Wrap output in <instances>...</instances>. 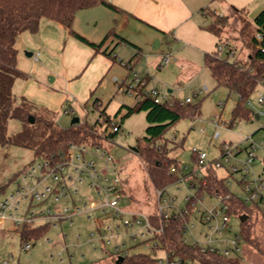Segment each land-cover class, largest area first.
<instances>
[{"label":"rangeland","instance_id":"rangeland-1","mask_svg":"<svg viewBox=\"0 0 264 264\" xmlns=\"http://www.w3.org/2000/svg\"><path fill=\"white\" fill-rule=\"evenodd\" d=\"M219 4L224 3L227 8H231L230 12H222L208 10L207 14L213 18H225L227 26L222 30L221 40L225 44H229L236 49L234 55L228 57L232 62L239 59L246 62L249 55H252L253 48L250 44V38L254 33L253 27L248 24L244 29L243 15H236L233 8L244 10L247 13L248 20L252 23L254 18L264 10V0H219ZM226 14V15H225ZM244 14V13H242ZM227 16V17H226ZM206 25L211 23L208 16L203 17ZM210 34V33H209ZM210 52L215 51L217 37L212 36L207 39ZM174 45L171 48L163 47L159 54H171L175 59H181L178 51L173 52ZM176 49V48H175ZM191 50V51H190ZM20 54H26L31 51L19 48ZM172 51V52H171ZM35 55L36 51H33ZM161 55V56H162ZM159 56V55H158ZM219 56L226 58L227 51L223 48ZM36 57V56H35ZM121 56H119L118 60ZM184 61H190L193 64L203 67L201 72L191 81L178 83L176 81V73L174 70V62L168 67L158 69L150 66L152 57L144 53L140 59L128 70L121 67L122 71L117 73L116 78L118 84L125 87L134 83V75L147 79L148 88H157L160 92L167 94L168 90H173L172 96L180 101L191 99V105H200V113L194 117H184L175 126L170 128L164 135L169 141L170 146L180 145V153L178 149L169 150L163 157H157L163 166H167L173 158L178 154V160L182 162L186 169V173H191L194 169L192 159L193 150L206 153L207 160H218L222 156L224 145L230 146L233 153L238 150L242 152L237 156L238 161H245L248 158L250 144L260 146L255 154L253 169L256 174L264 173V117L257 120L256 115L264 114V104L257 103V96L254 95L248 106L254 111V115L250 121L238 120L234 126L215 127L214 121L229 122L232 119V110L238 103L239 97L236 93L231 92L224 86H217L215 79L210 71L204 67V54L198 50L187 49L183 52ZM31 64H36L37 70L29 73L27 78H16L13 85V96L20 100L27 99L37 108L51 110L44 102L54 101L46 98V94L40 92L36 87L43 88L50 94L52 92H63L67 95L68 101L58 104L52 108L55 114V120L61 127L68 128L71 126L73 118L78 117L81 120V127L92 125L96 122L102 112L111 116L114 123L121 126V131L112 139L104 140L107 136L104 133L105 126L97 130L98 139H89L81 144L87 146L101 147L100 151L88 149L86 160L94 161L98 170L106 167V160L109 156L122 168V174L119 180L124 189L123 200L120 207L124 211L140 212L139 219L146 224V215L156 214L158 210L159 196L157 188L153 186L146 165L139 157L138 153L131 148H137L140 142L145 143L146 113L134 114L131 117H125V110L117 115L123 105L133 106L134 98L122 93L112 81V76L106 77L93 99L83 103L77 97H73L71 92L66 89L67 81L62 75H67L66 68L57 76L53 74H45L40 63H34V58L30 59ZM57 81L52 82V79ZM34 83L36 87L31 86ZM30 84V85H29ZM208 88L207 92L200 93L204 87ZM264 96V90H261ZM97 99L100 105H94ZM125 109V108H124ZM69 110V114L65 111ZM87 123V124H84ZM88 127V126H87ZM21 131V124L17 120H11L8 126V136L14 135ZM113 132L112 127L109 132ZM248 138V140L246 139ZM104 140V141H103ZM247 149V150H246ZM105 152V153H104ZM77 152H74L76 154ZM104 157L102 159L101 157ZM169 156V157H167ZM171 158V159H170ZM73 161H76V159ZM77 162V161H76ZM42 164L41 159H36L33 150L18 147L14 145L2 146L0 144V203L6 199H10L11 195L17 190H32L38 183V179L42 176V172L37 169L34 176L24 179L25 172L31 167H38ZM111 164V163H109ZM228 166V165H227ZM72 172V169H70ZM217 176L226 179L230 191L237 197L246 200L242 182V172L231 174L227 169L217 170ZM82 183H77V192L71 190L68 198L55 202L52 198L43 202L34 200L31 202L20 199L17 207L8 211V217L0 225V261L3 264H112L114 260L124 257L126 254L135 253L151 254L149 247L146 245V239H134V235L140 230L139 226L126 228L123 225L125 219L130 220L132 215L123 216V218H114L106 215L102 210L97 208L106 201V195L99 193L94 187H91V179L89 174L82 176ZM97 184L105 186L106 183L98 180ZM53 186L52 180L45 182L44 186L38 187V191L42 192L46 186ZM195 189L191 187L189 181L177 182L167 188L161 203L167 205L173 198L176 211L187 210L186 198L194 195ZM167 200V202L165 201ZM218 203L214 197L205 196L202 204L196 205V211L191 215L188 226L190 231L186 232L185 238L190 243L194 240L205 242V235L208 229L200 222V216L197 210L210 209ZM250 206V205H249ZM57 208H63L65 213L60 220L50 221L49 228L38 240L29 242L30 248L25 249V242L22 241L18 234V224L16 221H28L33 225H44L48 215H54ZM50 209V212H47ZM68 209V210H67ZM175 210V209H173ZM42 212V214H40ZM251 217V218H250ZM250 223L253 225L252 238L259 243L258 250L253 244L240 240L238 243L239 251L233 255L242 260L244 264H264V217L260 213L253 212L250 214ZM110 228V230H108ZM241 233V220L239 216H231L230 228L221 237L223 241L218 243L220 248H226L230 241L235 240L236 236ZM195 238V239H194ZM150 243V242H149ZM151 242L150 244H152ZM119 249V253L116 249ZM156 257L164 258L165 253L161 250L157 251Z\"/></svg>","mask_w":264,"mask_h":264},{"label":"trees","instance_id":"trees-1","mask_svg":"<svg viewBox=\"0 0 264 264\" xmlns=\"http://www.w3.org/2000/svg\"><path fill=\"white\" fill-rule=\"evenodd\" d=\"M97 6H106L116 10L117 8L106 0H0V144L2 146L14 145L33 150L36 159H41L55 163L60 161L68 153L71 146L81 145L89 139H98L97 130L105 126L104 133L107 135L104 140L112 139L121 131V126L114 123L111 116L102 112V116L92 125L82 126L81 120L76 125L68 128L61 127L55 120V114L44 108H37L27 99L17 100L13 96L12 87L16 78H27L28 75L18 68L17 42L24 32L36 34L41 28L42 20H49L62 24L68 32L92 47L96 51H101L105 42L110 37L96 44L88 41L74 31V20L76 14L83 9ZM236 15H243L244 29L250 24L254 33L250 38L253 48L252 55H249L246 62L237 59L232 62L228 59L234 55L236 49L226 44L227 57L219 56V44L222 42V30L227 26L225 18H213L205 28L217 37V50L204 55V66L210 71L217 86H224L231 92L238 95L239 100L232 112V121H250L254 111L248 106L249 100L256 95L257 91L264 90V10L257 15L252 23L247 18L244 10L233 8ZM244 13V14H242ZM227 17V16H226ZM261 37V39L258 38ZM105 54L111 56L112 53ZM174 103L157 104L154 100L145 96L140 102H135L133 106H126L125 117L134 114L146 113V136L144 142L137 145V153L146 165L149 178L154 187L159 191L166 190L171 185L177 183L181 178L186 177L197 190L194 197L187 203V212L183 216L172 214L168 219L160 218L157 214L149 215V220L153 227L162 229V232L155 234L152 239L156 240L160 248L164 250L172 260L180 259L195 264H244L235 255H225L218 252H202L201 247L185 242L184 226L190 221L191 215L196 211V205L205 196L227 197L230 205L229 214L231 216L247 215L248 219L241 222L240 240L251 243L258 250L259 243L252 238L253 225L250 223V214L260 213L264 217L258 203L249 204L245 200L235 196L229 188L226 179L219 178L217 171L213 167H208L203 178H199L196 171L199 168L198 157L192 152L194 169L191 173H186L185 165L178 160L179 154L170 160L167 166H163L157 157L165 156L169 150L178 149L180 145L170 146L169 141L164 137L165 133L175 126L184 117H196L200 113V105L191 103L181 104L182 101L169 95ZM97 101L94 105H97ZM99 106V105H97ZM122 107L117 115L121 113ZM35 119L34 124H30V118ZM11 120H17L21 124V131L8 136V126ZM114 125L118 130L109 132V128ZM103 140V141H104ZM169 157V156H167ZM171 159V158H170ZM26 173V172H25ZM242 185V183H241ZM250 205V206H249ZM31 207V202H30ZM250 217V218H249ZM50 223L44 225L20 224L18 234L26 244L38 240L49 228ZM237 253V252H235ZM112 264H158L156 259L150 254L135 253L124 256L120 262L114 260Z\"/></svg>","mask_w":264,"mask_h":264},{"label":"crops","instance_id":"crops-1","mask_svg":"<svg viewBox=\"0 0 264 264\" xmlns=\"http://www.w3.org/2000/svg\"><path fill=\"white\" fill-rule=\"evenodd\" d=\"M106 1L117 9L97 6L80 10L76 14L73 24L74 31L92 43L98 44L110 34L101 51H96L72 36L62 24L42 20L38 33L24 32L19 37L17 42L19 70L28 76L29 73H34L37 66L31 64L30 59L33 58L34 63H40V69L48 75L57 76L63 72L62 68H66L67 75H62V78L67 81L66 89L71 92L73 97L86 103L93 99L94 94L107 76L111 75L112 81L115 82L117 73L122 71L120 66L128 68V70L132 69V66L144 53L152 57L148 64L149 67L165 68L161 66V60L164 56L171 54L162 55L159 53L163 47L171 48L173 44L176 48L173 49V52L178 51V56L181 58L175 59L171 55L175 59L173 62L174 70L177 72L176 81L178 83L191 81L198 76L203 67L187 60L184 61L182 59L184 50L195 49L204 55L214 52H210L211 49L207 41L210 34L214 35L205 28V24L202 23L203 17L208 16V10L219 13H223L221 8L225 12L232 10L227 8L224 3L219 4V0ZM217 43L218 39L215 44L216 48ZM19 48L31 51L33 56L28 57L20 54ZM33 51H36L37 54L35 55ZM104 51L112 53V55L108 56ZM119 56L121 57L118 60ZM54 81H57V77L52 79V82ZM31 86L36 87L34 83H31ZM36 88L45 93L46 98L51 100L55 98L53 102L43 103L51 110L58 104L68 101L67 95H64L63 92L58 91L50 94L44 86ZM167 93L171 95L173 90H168ZM173 98L176 97L173 96ZM97 102V105H100L99 99ZM122 107L125 108L122 110L127 113L126 106ZM261 117L264 115H256L257 120ZM56 210L64 209L57 208ZM126 212L141 214L136 210ZM46 221L50 223V221Z\"/></svg>","mask_w":264,"mask_h":264},{"label":"built area","instance_id":"built-area-1","mask_svg":"<svg viewBox=\"0 0 264 264\" xmlns=\"http://www.w3.org/2000/svg\"><path fill=\"white\" fill-rule=\"evenodd\" d=\"M261 39L260 36H258ZM223 48H227L224 42H221L218 46V49L221 51ZM175 59L171 55H166L161 60V66H168L170 65ZM124 65V64H123ZM118 89L122 91V93L127 94L134 98L135 102L142 101L145 96L151 97L155 103H169L173 104L174 100L169 96V94H164L160 92L157 88H148V81L143 77H139L138 75H134V83L129 84L125 87H122L118 84V79H114ZM207 87L200 90V93L207 92ZM257 103L264 104V96L262 91H257ZM191 103V99L187 98L185 101H182L181 104ZM250 104V102H248ZM65 114H69V110L65 111ZM264 115V114H262ZM215 127H231L234 126L232 119L229 122L218 121L215 120L214 122ZM113 132L118 130V126L114 125L112 127ZM248 140V138H246ZM260 146H254L253 143L250 144V151H248V158L245 161H238V165L233 164V161L237 162V156L242 152L238 150L236 153H233V149L230 148L228 145H224L222 150V156L218 160L208 161L207 155L204 152L193 150L198 157V164L199 168L196 171V174L199 178H203L206 169L210 166L213 167L216 171L227 169L230 171L231 174L242 172V187L244 193L246 195L245 202L252 204L258 203L260 208L264 210V173L256 174L253 166L256 157V150ZM88 149H95L97 152L100 151L101 147L91 146L87 147L84 145H74L71 146L70 150L60 161L55 163H51L49 161L43 160L42 164L38 165V167H31L24 175V179L31 178L34 176V173L39 169L42 173V176L38 179L37 185L30 191H25L24 189L17 190L13 193L10 199H6L5 201L0 203V225L1 223L6 220L8 217H12L8 215V211L11 208L17 207L20 204V199H25L26 201L33 202L34 200L38 202L46 201L49 198H52L55 202H60L64 198H68L71 194V190H74V193L77 192L76 185L77 183H82V176L84 174H89L91 179V187H95L99 193H104L106 195V201L102 203L98 210H102V212L106 215H110L114 218H123L126 215H132L130 220L125 219L123 221V225L128 227H135L139 226L140 230L137 234L133 237L135 240L137 238H148L146 239V245L149 247L151 256H153L158 264H195L189 261H183L180 259L172 260L170 256L160 248L159 243L156 240H153L152 237L157 233L159 234L162 232V229H156L153 227L149 220V216L146 215L145 221L146 224L142 220L139 219V215L127 213L120 207V203L123 200V193L124 189L121 185L119 180V176L122 174V168L114 161L112 156H109V160L106 162V167L103 170H98L97 166L94 161H87L86 155ZM74 152H77L74 154ZM105 153V152H104ZM104 159V157H101ZM73 159L76 161H73ZM111 163V164H109ZM228 165V166H227ZM72 169V172H70ZM187 167H185L186 171ZM52 180L53 186H46L42 192L38 191V187L44 186L45 182ZM98 180H102L106 183L105 186H100L97 184ZM186 182L189 181L186 177L181 178L178 182ZM195 191L197 190L195 187L192 186ZM167 190V189H166ZM166 190L157 191V195L159 196L158 202V210L156 214L160 218L168 219L172 214H179L183 216L186 214V210H178L176 211V207L174 206L175 199L173 198L170 202H167V205L163 206L161 203L162 197ZM191 197L186 198V202L192 200ZM218 203L213 208H206L203 210H197L200 216V222L207 227L208 234L205 235V242H199L198 240H194L190 242V244L198 245L201 247L202 252H218L223 253L225 255H232L235 252L239 251L238 243L240 241L239 237L236 236L235 240L230 241L229 245L226 248H220L218 243H221L223 239L221 238L223 234L229 230L230 222H231V215L229 214L230 205H229V198L230 195L227 197L222 196H215ZM204 199V198H203ZM202 199V200H203ZM202 200L199 201V204H202ZM175 209V210H173ZM68 210V209H67ZM50 209H47V212H50ZM65 213L64 210H55L54 215H48V221L53 220H60ZM42 214V212H40ZM189 222V221H188ZM188 222L185 223L184 226V240L185 242L189 243L186 238V232L189 229ZM21 222L16 221V224L20 225ZM27 223L30 224L28 221L22 222V224ZM110 230V228L108 229ZM195 239V238H194ZM153 242L152 244H150ZM30 244H25V249H29ZM161 250L165 253L164 258L156 257L157 251ZM116 252L119 253V249H116ZM128 255V254H126ZM125 255V256H126ZM124 258V257H123ZM0 264L1 263L0 261Z\"/></svg>","mask_w":264,"mask_h":264},{"label":"water","instance_id":"water-1","mask_svg":"<svg viewBox=\"0 0 264 264\" xmlns=\"http://www.w3.org/2000/svg\"><path fill=\"white\" fill-rule=\"evenodd\" d=\"M28 57H32L33 56V53H27L26 54ZM30 124H34L35 123V119L33 118V117H31L30 118ZM80 122V118H78V117H75V118H73V120H72V122H71V125H76V124H78ZM133 151H135V152H137V148H131ZM248 219V216L247 215H243V216H241V218H240V220H241V222H244V221H246ZM124 258L122 257V258H120L119 260H118V262H120V261H122Z\"/></svg>","mask_w":264,"mask_h":264}]
</instances>
